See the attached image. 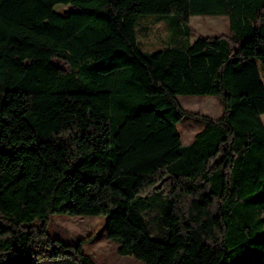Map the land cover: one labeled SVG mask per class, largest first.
Masks as SVG:
<instances>
[{
  "label": "trees",
  "instance_id": "16d2710c",
  "mask_svg": "<svg viewBox=\"0 0 264 264\" xmlns=\"http://www.w3.org/2000/svg\"><path fill=\"white\" fill-rule=\"evenodd\" d=\"M143 16L187 37L192 16L227 17L229 34L143 53ZM260 65L264 0H0V264H96L55 215L103 217L143 264H264ZM188 118L203 127L184 145Z\"/></svg>",
  "mask_w": 264,
  "mask_h": 264
},
{
  "label": "rangeland",
  "instance_id": "374dc122",
  "mask_svg": "<svg viewBox=\"0 0 264 264\" xmlns=\"http://www.w3.org/2000/svg\"><path fill=\"white\" fill-rule=\"evenodd\" d=\"M55 11L67 16L74 11L70 6L58 5ZM190 27L193 30L187 37L183 28L173 31L163 19L155 16H143L137 25V38L140 50L143 53H153L168 48H185L194 43L199 37H219L229 34V20L220 16H192ZM264 77V68L260 65ZM183 107L201 115L219 118L222 114V105L216 97H180ZM203 127V124L194 119H186L178 129L184 145H188L194 135ZM163 186V183H162ZM162 188V187H161ZM159 211H142V216L149 221L152 238H163L164 232L159 227L157 216ZM106 220L103 217H69L55 215L52 217L49 231L54 237L60 238L68 244H78L83 241V250L91 256L96 264H143L130 256H120L117 252L119 245L107 238ZM41 226L40 221L35 222Z\"/></svg>",
  "mask_w": 264,
  "mask_h": 264
},
{
  "label": "crops",
  "instance_id": "0c3cea01",
  "mask_svg": "<svg viewBox=\"0 0 264 264\" xmlns=\"http://www.w3.org/2000/svg\"><path fill=\"white\" fill-rule=\"evenodd\" d=\"M260 73H261V70H260ZM261 77H262V81L264 83V77L262 76V74H261ZM263 121H264V116H263Z\"/></svg>",
  "mask_w": 264,
  "mask_h": 264
},
{
  "label": "water",
  "instance_id": "95a60500",
  "mask_svg": "<svg viewBox=\"0 0 264 264\" xmlns=\"http://www.w3.org/2000/svg\"><path fill=\"white\" fill-rule=\"evenodd\" d=\"M161 187H162V184H160V185L158 186V189H161Z\"/></svg>",
  "mask_w": 264,
  "mask_h": 264
}]
</instances>
